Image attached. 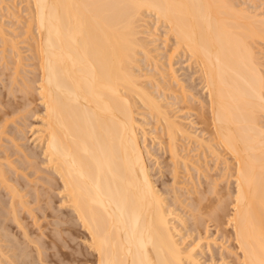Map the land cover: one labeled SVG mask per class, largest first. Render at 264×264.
I'll return each instance as SVG.
<instances>
[{
	"label": "bare ground",
	"instance_id": "1",
	"mask_svg": "<svg viewBox=\"0 0 264 264\" xmlns=\"http://www.w3.org/2000/svg\"><path fill=\"white\" fill-rule=\"evenodd\" d=\"M24 1L30 11L26 19V31L28 36L30 31L32 39H29L32 41L28 37L26 39L32 44V56H35L36 68L40 71L38 88L44 105V113L40 115L43 126L39 127L42 129H38V132H41L39 137L44 146L46 166L54 170L49 171L54 175L48 174L45 169L44 173L51 176H46L48 179L43 176L47 185L43 186L45 183L42 178L43 187L32 185L29 190L34 188L36 191L23 193L26 190L24 186L27 187L30 181L26 179L29 177L25 173L27 167L17 159L23 153L25 165L38 170L39 167L34 165L38 154L29 155L23 149L19 158H15L16 163L24 166L20 167L25 170L13 163L14 158L11 159L8 151L5 152L7 158L0 159V264H64L67 261L70 264L69 259L78 261L77 264H187L189 261L202 264L195 254L197 247L187 249L185 239L181 236L180 240L177 222L170 217L174 212L168 210L166 198L154 183L139 137V122L135 114L139 111L138 102L163 124L168 140L164 142L162 139L166 145L161 143L168 150L174 167L178 168L180 158H183L178 150L180 134L188 135L191 140L196 139L201 148H206L213 155L220 146L231 153L235 159L234 169L231 168L234 170L232 175L236 189L230 196L233 198L230 199L233 213L228 218L236 242L235 249L239 250L235 255L243 264H264V64L260 62L262 59L259 61L253 45L257 40H264V17L249 13L246 6L240 7L241 2L240 6L237 4V0ZM147 11L154 13L158 21L167 25L166 40L171 36L175 39V45L168 54L169 60L177 52L184 51L190 61L193 58L198 64L207 92L205 106L208 107L205 108L211 113V118L205 119L204 109V113L201 112L204 115L199 117H203V123H207V126L212 124L211 129L207 128V131L210 130L209 140L191 133L180 120L172 117V110L168 111L158 100L159 96L155 97L149 86L143 83L146 79L142 82V73L136 70L140 64V50L145 53L147 62L157 58L149 46L148 35L144 38L140 36V19ZM34 25L36 35L32 32ZM0 28L3 29L2 26ZM3 33L0 32V36H4L1 37L2 41L7 38ZM8 37L4 39L7 40L5 44L12 41L16 45L19 42ZM15 45H12L14 49L18 46ZM16 49L21 52L18 50L21 48ZM17 54L20 57L22 52ZM22 57L20 59L25 60ZM20 59L16 61L17 65L14 64V68L18 69V72L14 70L17 74H21L19 69L25 65L21 62L26 61ZM157 63L156 72L160 73ZM170 69L173 71L172 67ZM156 74L150 73L149 77L153 76L155 81ZM18 77L15 76V80ZM171 78L179 82L176 74H171ZM21 81L26 80L23 78ZM158 83L161 84V81ZM25 85L29 89L32 84ZM184 94L182 97L186 99ZM190 94L192 98L194 95ZM11 140L17 143L12 137ZM212 140L216 141L219 148ZM18 144L15 146L20 149L23 145L20 147ZM17 151L19 153L20 150ZM3 160L10 165L14 176H10L11 171L5 168ZM189 160L183 159L186 168L192 161ZM226 166L230 168L229 164ZM210 170L207 168L206 171ZM20 173L25 174L23 177L26 176L27 186L24 184L21 187ZM205 176H208V172ZM53 183L58 184L61 190L60 201L70 209V212L63 213L68 218L66 220L56 213L58 218L49 222L50 215L55 218L54 209L50 211L47 207L50 202V194L47 193L52 190ZM197 185L192 188L199 196ZM213 187L211 189L217 192L214 189L217 186ZM3 189L8 193L7 197ZM38 189L43 190V193ZM197 200L198 197L194 202ZM34 201L39 203L36 208L35 205L28 206ZM41 201L44 204H40ZM221 201L219 204L216 202L218 205H214V211L211 209L212 214L208 212L215 215L214 219L219 210L226 212V203ZM197 205L198 212L194 209L193 217L200 215L199 212L203 210H199L200 203ZM37 208L40 209V215L35 212ZM27 215L32 217L31 225L36 228L26 221ZM40 216L49 217L46 229L52 228L50 232L40 224ZM75 221L86 230L83 236L91 250L66 249L68 245L64 235L72 231ZM51 231L55 233L50 234ZM54 246L56 249L52 248ZM50 248L54 251H49Z\"/></svg>",
	"mask_w": 264,
	"mask_h": 264
},
{
	"label": "rangeland",
	"instance_id": "2",
	"mask_svg": "<svg viewBox=\"0 0 264 264\" xmlns=\"http://www.w3.org/2000/svg\"><path fill=\"white\" fill-rule=\"evenodd\" d=\"M21 1L22 0H0V24H1L0 27L2 26L4 29V31H3V29L0 28V30L2 29V31H0V32H1V34H2V32H4L6 35L5 37H7V38H9L8 36H10V38H12V40L14 42H15V40L17 42L18 41L20 42V43L19 42L16 43V45H18L17 46L18 48H21L18 50H20L22 52L21 56H23L24 59L26 60L25 61V60L20 59L21 52L17 51V49H16L17 47L14 49V47L12 45H15V44H13L12 41H11L12 44L11 43L5 44L6 43L5 41H7V40H4V39H7V38H4L2 41V38L4 36L3 35L0 36V106H1L0 107V129H1V131H3V130L7 131L4 135H3L4 131L2 134L0 133V156H1L0 159L7 158V156H6L7 152L6 151H8L9 152L8 155L12 156L11 159L14 158L13 163H15L16 165H19L20 169L27 167V168H25L26 170L25 169H23V170H25L26 176L28 173V176H29V177L27 176L28 178H26V176L23 177L25 174L24 175L22 173L19 174L20 175L19 182H20V180L22 182L21 187L24 186V184H26V186H27L28 181H30L29 185L27 187L24 186V188H23L24 190L26 188V190L23 191V193H25L28 191H36L37 190V189L33 190L34 188L32 190H29L32 188V185L36 188H41L43 186H46L47 184L45 183L46 181L44 182V180H46L45 178H47L48 176L51 177L48 174L51 173V175H54V173H53L54 170H51L50 167L49 168L47 167L48 164H46V162H45L46 157L43 154L44 146L41 144L40 137H39V135H41L40 134L41 132H38V129H42L39 127L43 126V125H41L42 124V119H41L42 116H40V115H42L44 113V105L40 99L39 88H38L39 82H40L39 78H38L40 71H38V68H36L37 64L35 63L36 62L35 58H34L35 56L34 57L32 56L33 55L32 50H31L32 44L30 43L32 41L31 40L32 36L30 34V31H29V36H28V32L26 31L27 30L26 19L28 20V18L30 16L29 15L30 11H28V7H26L28 5V4L26 5V1H24V0L22 2ZM237 1H238V3H237L238 5L241 2V6L239 5L240 7L244 8V6H246V9H247V11H249V13L259 15L258 17H261V16L264 17L263 16L264 15V0H237ZM242 4H243V6H242ZM15 6H16V8H15ZM13 9L15 10V12L18 15L14 12ZM256 11H258V12H256ZM145 14L144 15L146 18L144 17V15H142L143 17L140 19L141 23L139 25H140V28L142 31V34H140V36L143 35V38H144V36L148 35L146 37L148 38L149 46H151L150 48H152V53H154V56H157V58L154 57L155 60L152 58L151 59L152 62H150V60H148V62H147V57H146L145 53L141 52V50H140V52H139L140 54H138V58L140 59L139 60L140 64L137 65L136 70L138 73L139 72H140V74L142 73V82L144 81V79L148 80V81L145 80L146 82L144 81L143 83H146V85L149 86V89L152 90L155 97L159 96V97H157L158 100L160 99V102L165 106V108H168L167 109L168 111H169V109H170V111L172 110V114L174 113L173 116L171 114L172 117H174L177 121L180 120L181 123L184 124L185 127L191 133L197 134L199 137H202L205 140H209L211 138V136L209 134L210 130L207 131V128L211 129L212 124L211 125L208 124V126H207L206 125L207 123H205V122L203 123V120H204V119H202L203 117H199L204 113L203 112L204 109H205L204 110L205 115L204 114L203 115H204L205 119H206V117L211 118V113H209V111L207 110L208 108H205V107H208V105L205 106V103L207 104V98H206L207 92H206V87L204 85L203 78L200 76L201 72H199L200 70L198 68V64L194 61L193 58L190 61L189 55H186V53L184 51L182 53L180 51L179 52L180 55L177 52V54H175L176 57L174 56V57H172L173 58L172 60H169L168 54L170 53V50L173 48V44L175 42L174 37L171 36V38L168 39V41H167L166 40V38H167L166 35L168 34L167 25L161 21H158L157 16L154 13H149V11H147V12H145ZM34 27H35V25L33 26L32 32L35 33L34 35H36L37 31H36V27H35V29H34ZM26 32H27V34H26ZM33 33H32V35H33ZM170 35H168V36H170ZM29 37L31 39H29ZM146 37H145V39H146ZM26 38L30 40L29 43L31 44L30 45L31 47L28 45L29 43H28V40ZM257 42H259V43L257 44ZM255 44L253 43L254 48L256 47L255 50L259 56V61H260V59H262V61H260V62L262 64H264V40H260V41L257 40V41H255ZM12 47L14 50L12 49ZM258 47H260V48H258ZM15 50L17 52H14ZM167 50H168V52H167ZM17 53H20L19 54L20 57L17 56L18 55ZM14 54L15 55L17 54L16 55L17 57L16 56L14 57ZM34 55H35V53H34ZM17 58L20 59L21 61H25V62H21V63H23V65L24 64L25 65L22 66V64H21L22 69H19V73L21 72L22 75L17 74L14 71V70H16L18 72V69H15L16 67L14 66V64H16V61L17 62L19 61ZM13 61H15V62H13ZM170 61H171V63H170ZM155 62L156 63L158 62L157 64L160 67L159 68L160 73L156 72ZM170 66L173 68V71H171L172 69H170L171 68ZM23 68H24V70H23ZM262 69H264V67ZM153 71H154V73H153ZM172 72L177 75L179 82L178 81L176 82V80H174V78H171V74H173ZM150 73L152 75L157 73L156 77L154 76L155 81H154L153 76H152L153 79L151 78V76L149 77ZM164 73H165V77L163 76ZM17 75L21 76V77H18ZM146 75H148L147 76L148 79H147V77L145 78ZM15 76H16V78L18 77V79L15 80V78H14ZM22 76L26 81H21V79L23 80ZM24 76L28 77V78H25ZM13 78H14V80H13ZM29 78H31L32 81ZM36 78H37V80H34ZM17 80L20 82L18 83ZM171 80H174V81H171ZM14 81H16V82L14 83ZM160 81H161L162 85L158 83ZM22 82H24V85ZM25 83H28V84L31 83L33 86L30 85L31 88L27 89L28 87L25 85ZM156 83L158 85H155ZM181 83H182V85H181ZM31 89H33V90H31ZM12 91H14V92H12ZM181 91L183 92V94L185 92L184 96L186 95V99H185V97H182L183 94ZM26 92L28 93V95ZM190 93H192V95H194L192 98L190 97L191 96ZM176 96H177V98H176ZM204 97L206 98L203 100L204 102L203 101L200 102L201 99H203ZM193 98H194V100H192ZM185 101L187 102V104ZM201 103H203V104H201ZM138 105L139 106H137V107H139V108H137V107L136 108L140 111V113H139V111H137L138 113L136 112L135 114H136V118L138 119V122H139L138 131L140 130L139 131V137H140V140H142L141 143H142L143 151L145 152L144 155L146 157L147 164H148L150 171L152 173V177H153L154 183L156 185V188L159 189L160 193L163 194L162 196H164L166 198V202L168 204V207H167L168 210H172L174 212L175 216L172 215L170 217L173 219V221L177 222V223L176 222L175 223L177 224V226L180 229V235H178V236H180V240H181V236H182V239L183 238L185 239L184 245L187 249L191 248L192 246L197 247L195 250L196 251L195 254L198 257V259H200L202 264H243L241 262V260L239 261V259L235 255L236 251L239 252V250L235 249L236 248L235 247L236 242H235V240H233L234 238H233L232 233H231L232 232V226L230 225L229 218H228V217H230V214L233 213V203L231 202V200H233V198L231 199L230 196L232 195L231 193H234V191L236 189V182H235L234 176L232 175V172L234 173V170H233L234 166L233 165H234L235 159L232 157L231 153L228 152V150H226L222 147L224 149L223 150L221 148V146H220V148H221L220 149L218 147L219 145L217 146L215 140H212V141H213L214 145H216V147L219 148V149H217L215 147L217 150H219V151H217V150L216 151L220 152V153L218 154L217 152H215L216 154L213 155L206 148L205 149H204V147L201 148L199 143L196 142V139L193 140V138H192V140H191V138H188L189 137L188 135L180 134L178 136L179 140H177V142H178V147H179L178 150L180 153L179 155H182L183 158L182 159L180 158L181 161L178 164V168L174 167L175 165H173V161L171 160V158L169 156L168 150H166L165 146L162 145V143H164L168 140V135L165 134L166 131L164 132L163 124H160L161 121L156 120V116H152L150 111L148 109H146L143 106V104H141V102H138ZM141 108H142V110H141ZM206 110H207V112H206ZM5 111H7L8 113ZM3 112H4V114H3ZM198 112H200V113L197 114ZM201 112H203V113L201 114ZM8 114H10V115H8ZM3 116H5L6 120L4 119ZM1 119L3 121L5 120V122H3ZM7 119L9 120V122L7 121ZM13 120L16 121V123ZM262 120L264 123V116H263ZM2 125L3 126L5 125L6 128H4L5 126L3 127ZM140 126L143 128H141ZM19 128H22L24 130H21ZM141 129H143V130H141ZM23 133H24V135H23ZM145 134H147V135L144 137ZM11 137H12V139H16L15 142H17V143L14 144L13 143L14 141L11 140ZM143 138L145 139L144 142H143ZM38 139H39V141H38ZM162 139L165 141L163 142ZM2 141H3V143H2ZM18 141L20 142V145L21 144L23 145L22 147L18 144L19 143ZM17 144L22 149L21 148L19 149V147L16 148L15 145H17ZM17 149L20 150L19 153H17L18 152ZM23 149H24V152H26L29 155L34 154V153L38 154L39 159L35 156L36 164H34L36 167L37 166L39 167L38 170H37V168H33L34 166L31 167V166L25 165L24 158H22L24 155H23V153H21ZM29 151L31 153H29ZM19 154L22 156H20ZM18 155H19L20 159H22L23 161L20 159H17V160H19V162L21 161V164L23 163L25 167L20 165L18 162H17L18 164L16 163L17 160L15 158H19ZM219 155H221L222 157ZM44 158H45V160H44ZM184 158H188V160L191 158L189 161H191V160L192 161L190 162V164L188 163L189 168H186V166H184V163H183ZM217 158H219V159H217ZM220 158H221V160H220ZM225 159L228 160L227 163H226ZM4 161L5 160H3V162ZM6 161H8V160H6ZM37 161L40 162V164L37 163ZM3 164L5 165V168H8L7 170L11 171L10 172L11 175H10V173H9V175L12 177L14 172L11 169L10 165H8V163H6V162H4ZM228 164L230 165V168L231 167L233 168V169L231 168L232 170L230 168H228V166H226ZM44 165L45 166L47 165V166L45 167ZM20 166L23 168H21ZM28 167H30V169H28ZM199 167H201V169ZM41 168L43 169V171ZM207 168L208 169L211 168V170L206 171ZM45 169H46V172L48 174L44 173ZM47 169H49V170L47 171ZM175 170H177V171H175ZM49 171H53V172H49ZM173 171H175L176 173H174ZM19 172H22V171L19 170ZM207 172H208V176H205ZM40 176H42V177H40ZM43 176H45V178ZM25 178L28 181H26ZM42 178H43V181H42ZM210 178H212V179H210ZM217 178L220 180H218ZM22 179H24V180H22ZM215 179L219 183L216 182ZM31 180H33V182ZM210 180H212V181H210ZM213 180L216 182V184L217 183L218 184L216 185L214 182V184H215L214 185ZM39 181H40V183H39ZM41 181L45 183V184H43V186L41 184ZM196 183L199 185V186L197 185V187H199V188H197V190L199 191V196H197L198 194L195 191H193V188H192L193 185L194 186L196 185ZM34 184H36V185H34ZM213 185H214V187L217 186V188H214ZM212 187L214 189H216L217 192H214V190L211 189ZM218 189H219V191H218ZM3 190H4L3 194H5L7 197L8 193L7 192L5 193V189H3ZM38 190H40V189H38ZM190 190H192V191H190ZM200 190H201V192H200ZM202 192H203V194H202ZM228 192L230 195L228 194ZM41 193H43V190L41 191ZM175 193L177 194V196H179V200H178V197L176 196ZM48 194H50V195H48ZM200 194H202V196ZM47 195H48V199L50 198V200H48L50 202H48L49 206H47V203H45V205L49 208V210L51 209L50 211H52V209H54L53 213H55V218H54V216L52 217L51 215L49 216L50 219H49V217H47V219H46V217L40 216L39 221H41V223L40 222L39 223L43 226V228H45V230H49V229L52 230V228L46 229L47 228L46 225L49 222H53L56 218H58V216H56V213H57V215H59V217L66 220L68 218H67V216L65 217L63 213L70 212V209L66 205H63L62 201H60V200H62V198H61L62 194H61V190H59L58 184H54L52 186V190L49 193H47ZM28 196H29V194H28ZM196 196L198 197L199 200H197L195 202H198V203L194 202V199L197 198ZM176 198H177V200H176ZM200 199H202V200L200 201ZM221 199L223 200V203H226V207L228 209L226 208V210H225L226 212L219 210L218 211L219 213L217 212L219 215L217 214L216 215L217 217L214 219L215 215L214 214L211 215V214L214 211V207L219 204V201L222 202ZM179 201H182V202H179ZM192 201L195 203V205ZM42 203H43V201H41L40 204H42ZM199 203L201 205L199 210L200 209H203V210H201V212H199L200 215H197L196 213L198 212L197 211L198 208L196 209V207H199V205L196 206V204H199ZM36 204L39 205L38 202L34 201L33 203L29 204L28 206L31 207V205H33V206L35 205L34 208H36V206H38ZM203 205L205 206L204 208H202ZM33 206H32V208H33ZM192 209H193V211H192ZM194 209L196 212L195 217H193L194 216ZM39 210L37 208L35 211V212H38V215H40ZM41 210H43V209H41ZM208 212H210L211 214ZM220 215L223 218H221ZM223 215H225V216H223ZM226 215H228V216H226ZM179 216L183 222L179 221L180 220ZM207 216H209V217H207ZM218 216L220 217V219L218 218ZM27 217L28 218H26V221L29 223L31 222L30 225L33 224L32 217L29 218L28 215H27ZM217 218L219 219V221L217 220ZM48 219L50 220L49 222H47ZM194 219H196V220H194ZM197 220H199V221H197ZM74 223L76 225H74V228H73L74 230L72 229L73 232L72 231L68 232L69 235H66L68 233L65 232V235H64L67 239V241H65V243H67V245H68V247L66 249L71 250V251H73V250L75 251L77 249L91 250L88 248V242H86V240H84L83 234L85 233L84 231H86V230L83 229L79 225L80 224L79 222H78V224H77V221H75ZM50 225H48V226L49 227L54 226L53 224L51 226ZM31 226L33 227V225H31ZM65 226H66V224H65ZM65 226H62V227H65ZM33 228H36V226ZM50 230L48 232H50ZM53 232L50 234H53ZM57 234L58 233H56V235ZM230 236H232V237H230ZM61 241H58L57 243L63 244V242H61ZM69 247H70V249H68ZM73 247H75V249ZM52 248L56 249L55 246ZM54 249L50 248L49 251H52V250L54 251ZM231 250H232V252H230ZM69 261H70V264H73V263L77 264V262H78V261H75L72 259H69ZM67 262L64 264H69V262L68 263ZM54 264H56V263H54ZM78 264H82V263L79 262ZM187 264H192V263L189 261Z\"/></svg>",
	"mask_w": 264,
	"mask_h": 264
}]
</instances>
